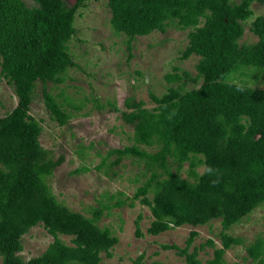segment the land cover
<instances>
[{
    "label": "trees",
    "instance_id": "16d2710c",
    "mask_svg": "<svg viewBox=\"0 0 264 264\" xmlns=\"http://www.w3.org/2000/svg\"><path fill=\"white\" fill-rule=\"evenodd\" d=\"M33 1L30 8L23 0H0V82L5 80L17 96L16 106L0 118V264H101V254L110 257L118 240L99 228L101 210L87 217L57 202L46 178L64 158L54 160L40 145L41 128L28 114L35 83L59 84L74 66L67 51L76 35V11L98 0ZM106 1L110 29L126 36L127 45L173 28L188 31L181 60L199 58L194 77L185 71L166 75L169 84L178 85L150 95L151 108L133 98L124 101L120 116L133 128L132 143L109 151L115 156L112 166L130 160L143 165L141 175L150 174L132 198L150 210L148 234L213 220L228 231L264 204V11L253 17L251 8L264 0ZM247 22L257 38L252 44L240 43ZM236 76L241 81L234 82ZM189 82L198 88L188 89ZM43 97L53 119L65 125L72 114L45 91ZM71 107L79 111L82 105ZM36 226L53 241L42 255L24 260L23 236ZM195 233L183 249L165 248L177 249L186 264H203L196 249L188 252ZM62 236L72 237V245ZM220 238L222 248L206 264H224V252L240 244L224 233ZM246 252L252 264H264L261 237Z\"/></svg>",
    "mask_w": 264,
    "mask_h": 264
},
{
    "label": "rangeland",
    "instance_id": "374dc122",
    "mask_svg": "<svg viewBox=\"0 0 264 264\" xmlns=\"http://www.w3.org/2000/svg\"><path fill=\"white\" fill-rule=\"evenodd\" d=\"M65 1L74 4L73 0ZM23 2L30 8L35 6L33 0ZM251 8L254 17L263 13L264 4L254 3ZM110 17L106 0L90 1L79 8L74 20L76 35L68 43L67 51L74 66L67 68L61 83L36 82L33 88L28 114L41 128L40 145L54 160L64 158L46 178L50 192L60 205L81 215L91 217L94 210L102 211L97 224L101 229L107 228L118 243L110 250V257L101 254V264H186L177 249L165 246L183 249L191 232L196 233L188 252L196 249L201 263L212 260L214 250L222 248L220 236L224 233L240 241L224 252V264H252L246 247L258 237L264 241V204L228 231H223L220 220H213L199 227L182 226L157 236L148 234L150 210L132 198L150 174L141 175L143 165L130 160L112 166L115 156L109 155V151L132 143L133 128L120 116L126 110L124 101L133 98L151 108L150 95L161 96L169 87L178 85L169 84L166 75H181L185 71L194 77L199 58H180L188 44V31H154L127 45L126 36L116 35L110 29ZM249 25L247 22L240 43L256 42ZM233 81L237 83L241 77L236 76ZM256 85L262 87V83ZM198 86L189 82L187 88ZM44 91L66 113L72 114L65 125L59 126L53 119L44 102ZM16 104L13 87L2 80L0 118ZM71 105L82 107L77 111ZM203 169L197 166L195 170L200 174ZM187 170L186 163L181 177L187 178ZM148 198H152L150 193ZM118 202L123 205L117 207ZM137 230L141 237L136 236ZM71 238L60 237L67 245H72ZM52 241L42 226L32 228L23 236L21 258L29 260L42 255Z\"/></svg>",
    "mask_w": 264,
    "mask_h": 264
},
{
    "label": "water",
    "instance_id": "95a60500",
    "mask_svg": "<svg viewBox=\"0 0 264 264\" xmlns=\"http://www.w3.org/2000/svg\"><path fill=\"white\" fill-rule=\"evenodd\" d=\"M74 2V1H73Z\"/></svg>",
    "mask_w": 264,
    "mask_h": 264
}]
</instances>
